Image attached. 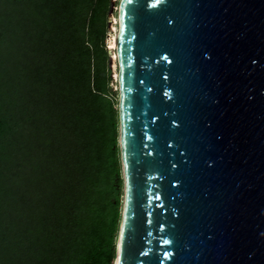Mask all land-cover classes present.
<instances>
[{
    "label": "water",
    "instance_id": "water-1",
    "mask_svg": "<svg viewBox=\"0 0 264 264\" xmlns=\"http://www.w3.org/2000/svg\"><path fill=\"white\" fill-rule=\"evenodd\" d=\"M118 26L114 264H264V0H121Z\"/></svg>",
    "mask_w": 264,
    "mask_h": 264
},
{
    "label": "trees",
    "instance_id": "trees-1",
    "mask_svg": "<svg viewBox=\"0 0 264 264\" xmlns=\"http://www.w3.org/2000/svg\"><path fill=\"white\" fill-rule=\"evenodd\" d=\"M113 2L0 0V264L115 263Z\"/></svg>",
    "mask_w": 264,
    "mask_h": 264
},
{
    "label": "rangeland",
    "instance_id": "rangeland-1",
    "mask_svg": "<svg viewBox=\"0 0 264 264\" xmlns=\"http://www.w3.org/2000/svg\"><path fill=\"white\" fill-rule=\"evenodd\" d=\"M120 2L121 0H114V4H115V9L114 11L109 15V33L107 34V40H106V44L107 46L110 48L111 43H112V39L113 37H117L118 31L119 29V8H120ZM112 51V56H111V63H110V67L113 69L114 71V80H115V88L117 90H119V85H118V75H119V65H118V59H117V51L116 49H111ZM119 92V91H118ZM119 100V97H118ZM119 106V105H118ZM21 194H25L24 191H21ZM26 195V194H25Z\"/></svg>",
    "mask_w": 264,
    "mask_h": 264
},
{
    "label": "bare ground",
    "instance_id": "bare-ground-1",
    "mask_svg": "<svg viewBox=\"0 0 264 264\" xmlns=\"http://www.w3.org/2000/svg\"><path fill=\"white\" fill-rule=\"evenodd\" d=\"M115 1H116V0H115ZM117 29H118V28H117ZM116 46H117V37H113L110 48H112V49H116V48H117Z\"/></svg>",
    "mask_w": 264,
    "mask_h": 264
}]
</instances>
